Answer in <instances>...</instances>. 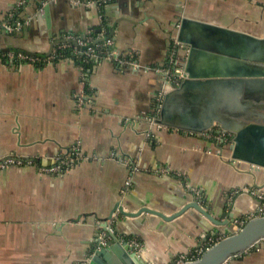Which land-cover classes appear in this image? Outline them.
I'll list each match as a JSON object with an SVG mask.
<instances>
[{
  "label": "crops",
  "instance_id": "obj_1",
  "mask_svg": "<svg viewBox=\"0 0 264 264\" xmlns=\"http://www.w3.org/2000/svg\"><path fill=\"white\" fill-rule=\"evenodd\" d=\"M85 1L0 0L1 25L33 17L21 32L0 27V54L48 57L61 41L91 39L96 48L112 40V51L140 64L93 61L90 103L79 110L83 78L72 53L42 65L0 60V164L22 162L0 169V264L86 263L118 203L170 217L196 199L219 221L234 215L227 226L195 209L172 221L145 213L109 223L118 237L138 241L144 264H179L260 214L264 202L251 191L264 192V168L233 159V141L152 123L164 84L156 69L188 57L189 48L175 44L183 19L264 37V0H111L100 8ZM77 144L88 159L64 175L37 169ZM227 264H264V242Z\"/></svg>",
  "mask_w": 264,
  "mask_h": 264
},
{
  "label": "water",
  "instance_id": "obj_2",
  "mask_svg": "<svg viewBox=\"0 0 264 264\" xmlns=\"http://www.w3.org/2000/svg\"><path fill=\"white\" fill-rule=\"evenodd\" d=\"M177 40L189 48L185 76L178 86L164 87L156 124L199 135L233 136L232 158L264 168V37L183 19ZM61 42L78 45L75 40ZM53 48L54 44L47 56ZM189 209L218 226H227L234 218L226 214L227 220L219 221L196 199L170 217L148 208L129 212L118 203L103 219L84 264H144L134 247L122 242L109 224L116 214L130 219L154 214L172 221ZM263 242L264 215L249 219L239 231L206 249L199 259L182 264H227L234 257L260 248Z\"/></svg>",
  "mask_w": 264,
  "mask_h": 264
},
{
  "label": "built area",
  "instance_id": "obj_3",
  "mask_svg": "<svg viewBox=\"0 0 264 264\" xmlns=\"http://www.w3.org/2000/svg\"><path fill=\"white\" fill-rule=\"evenodd\" d=\"M110 1L111 0H87L83 3V5L89 8H100L107 5ZM32 20L33 17H28L25 21H13L12 18L8 22L2 25L0 24V27L5 28L10 33H17V32H21L22 29L25 28L26 26H29ZM89 42H91V39L87 42L77 41L78 44L77 47L76 46L73 47L70 43L56 45L54 46L51 55L48 57H37L36 55L28 56L23 53L9 52L6 54H0V60L5 62L6 65L8 66H15V67L22 63H28L32 65L52 64L60 60H68L69 57L63 52L72 49V55H74L77 59L80 60V67L82 71V78H83L82 89H81V93L77 95V106L79 110H83L86 107V104L90 103L88 98L91 93V87H88L86 85L85 78L87 75H89L93 61L99 59L103 55H106L110 60L118 62L120 66L140 67V64L137 60V56L134 58L132 54L122 55L118 52L112 51L111 50V46L113 45L112 40H106V41L104 40L103 43L96 46V48L90 46ZM175 44L179 45L180 43L178 42V40H176ZM186 60H187V56L175 63L176 59L171 58L170 67L168 68L160 67L156 69L158 73L162 74L166 82L163 81L164 82L163 91L157 100L158 103H157L156 117L155 119H151V122L152 123L154 122L155 125L164 99V87L166 85H171L175 87L180 84V82L184 79L185 76L184 69H185ZM158 127H162V126H158ZM200 136L203 137L205 136L208 139L211 138L213 139L214 137H216V139L226 142L225 138L228 135L224 137L222 134L220 135L216 133H204ZM86 159H88V157L82 151L81 146L77 144L72 146L71 149L67 151L66 155H60L56 159L54 166L38 167L37 169L40 170L42 174L64 175L66 172L72 169L79 161H83ZM16 164L21 165L22 162L14 159H9L3 162L2 164H0V169H6L8 166L16 165ZM28 165H32V162H29ZM138 171L139 169H135L134 173ZM131 185H132L131 181L127 183L128 188L131 187ZM252 195L258 197L260 200L264 202V192H256V195L255 194ZM262 215H264V204L263 207L260 209V214H258L257 216H262ZM257 216L252 215L249 219ZM247 221L248 220L238 221L237 231H239L246 224ZM119 238L121 239L122 242L129 243L132 247H134L135 250L137 248L138 249L140 248V244L136 239H127L123 237H119ZM211 246L212 245H209L204 249L199 250L197 253L193 255L191 259H186L185 261L179 264L189 261H195L199 259L201 255L204 253V251Z\"/></svg>",
  "mask_w": 264,
  "mask_h": 264
},
{
  "label": "flooded vegetation",
  "instance_id": "obj_4",
  "mask_svg": "<svg viewBox=\"0 0 264 264\" xmlns=\"http://www.w3.org/2000/svg\"><path fill=\"white\" fill-rule=\"evenodd\" d=\"M232 138H233V136H227L226 138H225V141H226V143H230V142H232Z\"/></svg>",
  "mask_w": 264,
  "mask_h": 264
},
{
  "label": "trees",
  "instance_id": "obj_5",
  "mask_svg": "<svg viewBox=\"0 0 264 264\" xmlns=\"http://www.w3.org/2000/svg\"><path fill=\"white\" fill-rule=\"evenodd\" d=\"M17 53V52H16ZM64 54H66L67 56H71L72 53V49L70 50H66L65 52H63ZM37 57H42V56H37Z\"/></svg>",
  "mask_w": 264,
  "mask_h": 264
},
{
  "label": "rangeland",
  "instance_id": "obj_6",
  "mask_svg": "<svg viewBox=\"0 0 264 264\" xmlns=\"http://www.w3.org/2000/svg\"><path fill=\"white\" fill-rule=\"evenodd\" d=\"M249 191H251V190H249ZM256 191L257 190H252L251 192H252V194H255L256 195ZM257 198V197H256ZM249 220V219H248ZM243 221V220H242ZM245 221V220H244ZM220 240V239H219ZM216 243V242H215ZM212 245H214V243L212 244Z\"/></svg>",
  "mask_w": 264,
  "mask_h": 264
}]
</instances>
